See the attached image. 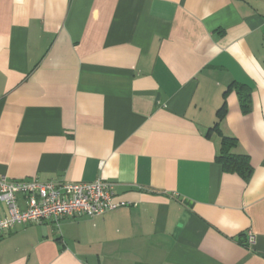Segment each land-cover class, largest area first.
I'll use <instances>...</instances> for the list:
<instances>
[{"label": "crops", "instance_id": "0c3cea01", "mask_svg": "<svg viewBox=\"0 0 264 264\" xmlns=\"http://www.w3.org/2000/svg\"><path fill=\"white\" fill-rule=\"evenodd\" d=\"M2 175L120 206L16 226L0 264H264V0H0Z\"/></svg>", "mask_w": 264, "mask_h": 264}, {"label": "built area", "instance_id": "2783aa9c", "mask_svg": "<svg viewBox=\"0 0 264 264\" xmlns=\"http://www.w3.org/2000/svg\"><path fill=\"white\" fill-rule=\"evenodd\" d=\"M25 198V207L17 195ZM114 183L104 179L89 182H40L0 176V234L16 226L37 225L47 220L58 222L63 217L98 216L120 206L114 199ZM247 233V242H253Z\"/></svg>", "mask_w": 264, "mask_h": 264}, {"label": "trees", "instance_id": "16d2710c", "mask_svg": "<svg viewBox=\"0 0 264 264\" xmlns=\"http://www.w3.org/2000/svg\"><path fill=\"white\" fill-rule=\"evenodd\" d=\"M236 89L241 110L243 113H248L250 111L249 88L240 84L236 86ZM225 112L226 106L223 104L217 111L218 120L224 116ZM235 143L236 140L234 138L223 137L221 151L216 159L221 163L224 170L237 171L244 177H248L251 172V165L248 156L230 153V148H232Z\"/></svg>", "mask_w": 264, "mask_h": 264}]
</instances>
